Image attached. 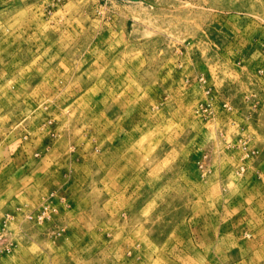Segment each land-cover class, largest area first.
I'll return each mask as SVG.
<instances>
[{"label": "rangeland", "instance_id": "1", "mask_svg": "<svg viewBox=\"0 0 264 264\" xmlns=\"http://www.w3.org/2000/svg\"><path fill=\"white\" fill-rule=\"evenodd\" d=\"M0 264H264V0H0Z\"/></svg>", "mask_w": 264, "mask_h": 264}]
</instances>
